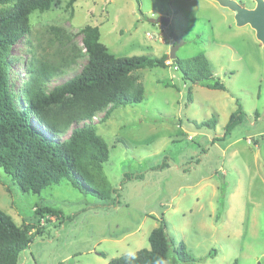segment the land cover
<instances>
[{"label": "rangeland", "instance_id": "obj_1", "mask_svg": "<svg viewBox=\"0 0 264 264\" xmlns=\"http://www.w3.org/2000/svg\"><path fill=\"white\" fill-rule=\"evenodd\" d=\"M57 1L30 15L29 33L10 49L16 96L33 60L57 68L48 89L81 70L87 24L116 57L167 56L174 35L182 41L176 58L205 56L224 89L183 81L170 59L134 71L142 101L84 122L108 147L90 183L108 190L105 200L68 179L22 192L0 168V210L18 226L43 225L17 264H107L128 247L148 249L161 219L194 264H264V45L253 28L213 0ZM233 1L252 9L256 0ZM160 16L167 25L156 22ZM238 105L242 121L223 136ZM131 173L140 177L124 178ZM42 205L60 219L36 215Z\"/></svg>", "mask_w": 264, "mask_h": 264}, {"label": "trees", "instance_id": "obj_2", "mask_svg": "<svg viewBox=\"0 0 264 264\" xmlns=\"http://www.w3.org/2000/svg\"><path fill=\"white\" fill-rule=\"evenodd\" d=\"M75 1L67 0L66 7ZM57 2L0 0V168L22 192L38 194L47 186L68 179L81 192L105 200L108 190H99L90 183L100 176L101 164L108 159V147L90 123L84 122H91L94 114L104 109L106 118L117 106L141 102L143 87L133 72L145 67H166L167 58L166 55L116 57L100 42L98 27L87 24L81 28L87 57L81 70L48 89L57 68L33 60L28 63V78L16 96L11 83L10 49L29 33L31 14L48 11ZM171 62L183 81L212 90L224 89L205 56L175 58ZM243 115L238 105L224 126L223 136L242 121ZM139 177L140 174H124L125 179ZM34 212L40 218L48 215L59 220L61 216L44 205ZM35 225L18 226L0 210V264H17L33 234L43 228ZM148 242V249L138 251L136 264H155L161 258L167 264L198 261L186 252L183 243L168 236L163 219L151 230ZM107 264H124V260L115 258Z\"/></svg>", "mask_w": 264, "mask_h": 264}, {"label": "water", "instance_id": "obj_3", "mask_svg": "<svg viewBox=\"0 0 264 264\" xmlns=\"http://www.w3.org/2000/svg\"><path fill=\"white\" fill-rule=\"evenodd\" d=\"M217 2L220 6L228 8L234 13V18L238 25L249 24L255 31V35L258 41L264 45V1L256 0L255 6L252 9H247L241 6L239 3L233 0H213ZM157 23H162L164 25L168 24V19L160 16L156 20ZM171 39L173 41L172 46L166 56L167 59L173 60L176 58V50L182 44V41L176 36L172 35Z\"/></svg>", "mask_w": 264, "mask_h": 264}, {"label": "clouds", "instance_id": "obj_4", "mask_svg": "<svg viewBox=\"0 0 264 264\" xmlns=\"http://www.w3.org/2000/svg\"><path fill=\"white\" fill-rule=\"evenodd\" d=\"M138 249L135 247H128L120 252H118L115 256V258H123L124 264H136V261L138 259ZM155 264H167V262L164 259H157Z\"/></svg>", "mask_w": 264, "mask_h": 264}, {"label": "built area", "instance_id": "obj_5", "mask_svg": "<svg viewBox=\"0 0 264 264\" xmlns=\"http://www.w3.org/2000/svg\"><path fill=\"white\" fill-rule=\"evenodd\" d=\"M166 64H169L167 61H166ZM176 69V67H174Z\"/></svg>", "mask_w": 264, "mask_h": 264}]
</instances>
